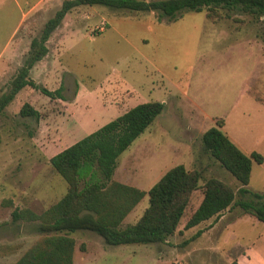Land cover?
Returning <instances> with one entry per match:
<instances>
[{"label":"rangeland","instance_id":"rangeland-1","mask_svg":"<svg viewBox=\"0 0 264 264\" xmlns=\"http://www.w3.org/2000/svg\"><path fill=\"white\" fill-rule=\"evenodd\" d=\"M63 1L0 0V96ZM164 21L153 12L82 6L53 34L30 78L50 91L63 87L64 99L26 87L0 114V264H15L45 236L30 223H15L13 212L42 214L67 193L50 159L149 102L165 109L120 156L114 180L148 192L184 165L201 173V188L165 243L113 247L79 231L72 234L74 264H264V223L238 205L185 228L209 179L232 187L236 201L264 196V163H253L246 187L251 194L242 195V185L202 143L204 133L224 120L222 131L244 153L264 157V17L217 9ZM27 103L39 118L21 115ZM148 205L146 196L122 226L135 224Z\"/></svg>","mask_w":264,"mask_h":264},{"label":"trees","instance_id":"trees-1","mask_svg":"<svg viewBox=\"0 0 264 264\" xmlns=\"http://www.w3.org/2000/svg\"><path fill=\"white\" fill-rule=\"evenodd\" d=\"M82 6L130 13L153 12L158 14L160 22H174L186 12L217 9L239 10L264 17V0H64L39 36L32 40L8 92L0 96V114L26 87L40 90L52 99H64L63 87L50 91L31 79L30 72L48 55V42L67 15ZM164 109L162 102L140 104L50 159L51 166L67 183L68 190L42 214L30 209L13 212L15 223L25 221L37 233L45 235L15 264H74L76 242L72 234L79 231L93 232L113 247L165 243L176 233L192 195L201 188L199 171H189L184 165H178L148 192L114 180L120 156L152 126ZM21 115L40 117L39 111L28 103L22 107ZM225 124L224 120L218 121L204 133L203 151L236 178L242 185L240 194H251L246 187L250 183L253 163L263 164L264 157L258 152L244 153L222 131ZM98 173L99 178L95 179ZM88 177L93 178L86 182ZM203 190V201L187 221V230L220 217L235 205L264 223L263 195L252 193L255 200L236 201L237 194L232 187L216 178L209 179ZM146 196L149 205L143 215L135 224L123 227L125 219Z\"/></svg>","mask_w":264,"mask_h":264},{"label":"crops","instance_id":"crops-1","mask_svg":"<svg viewBox=\"0 0 264 264\" xmlns=\"http://www.w3.org/2000/svg\"><path fill=\"white\" fill-rule=\"evenodd\" d=\"M45 0H40V4L43 3ZM33 11H29L28 14L30 15ZM162 22H165L164 20ZM172 23V22H171Z\"/></svg>","mask_w":264,"mask_h":264}]
</instances>
